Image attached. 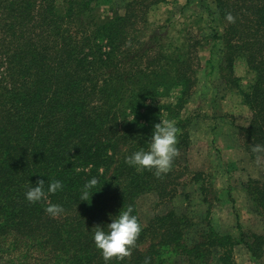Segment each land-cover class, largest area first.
Segmentation results:
<instances>
[{
    "label": "trees",
    "instance_id": "16d2710c",
    "mask_svg": "<svg viewBox=\"0 0 264 264\" xmlns=\"http://www.w3.org/2000/svg\"><path fill=\"white\" fill-rule=\"evenodd\" d=\"M161 1L129 0L123 13L101 18L98 0H0V264H105L92 239L95 225L127 206L139 218L140 195L164 194L169 172L158 178L125 163V156L147 147L162 112L185 127L179 111L195 81L190 53L170 50L158 38L152 45L142 35L148 9ZM213 2L219 71L231 75L242 54L254 74L242 92L251 118L239 137L264 175V153L251 151L264 144V0ZM173 87L179 88L175 102L155 100ZM92 177L97 191L79 200ZM38 179L45 188L52 179L64 187L30 203L24 194ZM259 179L244 188L264 213ZM49 202L62 205L63 214L46 213ZM172 210L147 226L139 218L131 255L108 264H197L212 252L220 264H233L238 243L261 253L264 237L241 229L237 239L208 224L189 241L184 231L190 224Z\"/></svg>",
    "mask_w": 264,
    "mask_h": 264
},
{
    "label": "rangeland",
    "instance_id": "374dc122",
    "mask_svg": "<svg viewBox=\"0 0 264 264\" xmlns=\"http://www.w3.org/2000/svg\"><path fill=\"white\" fill-rule=\"evenodd\" d=\"M127 1L98 0V13L101 18L114 11L123 13ZM213 1L163 0L147 11L144 39L155 45L158 38L165 47L170 45V50H188L195 81L179 111L180 118L186 121L185 127L178 126L176 119L164 112L157 121L171 120L180 130L179 152L164 194H142L136 199V206L143 226L169 209L183 215L190 224L184 231L189 241L199 239L208 224L237 239L240 229L264 237V213L256 211L244 188L249 179L264 178L263 166L250 157L239 137L240 127L247 126L251 118L242 92L249 88L254 74L242 54L236 56L231 75L219 71L221 53L211 29V20L215 18ZM178 89L173 87L169 96L155 100L175 102ZM147 246L148 241L140 248ZM260 251L259 256L252 255L244 244L238 243L233 249V264H264V241ZM197 264L220 262L212 252L204 263Z\"/></svg>",
    "mask_w": 264,
    "mask_h": 264
},
{
    "label": "clouds",
    "instance_id": "9594fccd",
    "mask_svg": "<svg viewBox=\"0 0 264 264\" xmlns=\"http://www.w3.org/2000/svg\"><path fill=\"white\" fill-rule=\"evenodd\" d=\"M229 22L234 17L226 15ZM175 122L163 119L153 125L146 148H139L125 156V163L134 167L137 171L149 170L156 177L167 174L178 155V133ZM254 153H264V144H254L251 148ZM95 177L88 179L81 187L79 200L89 201L98 184ZM62 181L52 179L45 188V180L38 179L35 184L30 183L25 191V199L30 203L40 202L47 194H54L63 189ZM45 212L52 217L63 214L64 208L60 204L49 202ZM110 222L104 225H95L92 234L95 247L100 251L105 264L113 258L123 259L130 256L132 248L142 230V225L137 215L133 214L132 206L119 209L115 215L109 214ZM147 264V259L145 261Z\"/></svg>",
    "mask_w": 264,
    "mask_h": 264
}]
</instances>
